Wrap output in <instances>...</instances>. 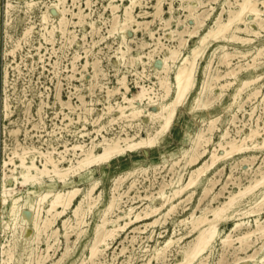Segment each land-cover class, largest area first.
Here are the masks:
<instances>
[{
    "label": "rangeland",
    "instance_id": "1",
    "mask_svg": "<svg viewBox=\"0 0 264 264\" xmlns=\"http://www.w3.org/2000/svg\"><path fill=\"white\" fill-rule=\"evenodd\" d=\"M9 1L10 7H7L8 0H0V263L3 264L4 261L7 264H79L84 260L85 264H114V262L115 264H173L181 260L183 250L191 244V240L195 237L196 233L190 232L191 225L189 222L184 221V223H181L180 220L189 218L193 211L196 215H199L203 212L202 210L204 208L217 206L219 204L218 202L224 201L230 192H236L239 187L247 185L250 178L252 179L254 174L256 175L258 173L257 171L264 170V148L253 151L246 150L243 153L237 154L234 153L231 155L232 157L229 156L225 160L216 162L211 167V170L207 172V176L203 177L194 188L195 192L192 197L185 199L187 197L185 195L182 199L187 202L182 201L169 216L162 217L163 219L161 218L158 221L159 223L157 222L153 226H145V224L160 215L150 220L137 222L123 230H118L113 240L108 239L98 245L100 249L99 254L102 258L96 253L92 257L93 259H89L95 225L99 222L101 209L110 196L112 180L119 175H123L127 170H137L142 166L148 168L143 173L137 170L134 172L135 174L133 173L128 176L129 178L127 177V179L123 180L119 188V193L121 194L120 204L115 208L111 214L112 216L110 215L112 218L117 214L122 215L124 212H129V207H132L134 209L133 211L137 212L146 204L159 205L161 200L158 197V192L164 185H170L171 183V186L177 185L180 181V176H182V181L184 182L192 166L187 165L185 160L179 162L177 167L176 165H172V162L180 159L181 153L191 145L195 134L200 129L203 130L204 127L206 128V125L203 123L219 115L221 116H219L220 119L216 122L217 129L213 131L214 141L219 140L221 132L226 129L229 133L227 139L232 137L238 139V136L247 134L250 127H258L261 135L257 137V140L261 141L263 139L264 56L257 60L254 66L252 65L253 61H251L250 55L241 57L238 52L254 51V47L263 45L264 30H261L256 22H251V27L259 32V35L256 37L253 35L250 36L254 39L253 43L243 45L236 41H225L222 39L209 43L203 57L198 61L196 88L192 91L186 104L178 109L170 130L165 136L161 137L156 147L140 149L136 152H127L114 158L109 163L93 166L91 169L82 173L80 177L69 179L65 185H61L56 181L51 182L50 180L53 177L44 176L43 180L45 184L40 186H24L20 184L19 168L14 169L11 164L3 165L5 160L8 161L9 158L13 157L12 152L14 150H17L18 153H21L23 149L28 151L27 161L34 159L35 163L40 165L42 157L39 156L38 151L52 152V156L56 158L58 156L56 152L63 150L64 145L71 147L72 144L82 143L86 149L92 146V144L101 142L103 136L106 139H115L117 137H125L126 135L133 136L136 133L146 136L148 131H152L157 126V123H152L147 114L151 111L156 112L160 104L164 102L161 96L164 94V91L159 85L158 78L165 76L161 66L163 65V58L168 57L170 55V49L173 48L179 49L182 54L186 55L189 48L195 44L197 37L190 38L182 46H179L180 38L187 37L186 32L192 30L194 24L196 25V22L199 19L202 20L208 13L210 16L205 21L206 25L200 31L201 34L212 26L216 15L220 11H222L223 19H226L228 9L236 10L238 8L237 2L240 0H137V4L133 9V17L136 23L134 21L124 22L122 3L129 4L128 0L124 2H111L110 0ZM111 3L119 4L118 8L112 10L109 6ZM158 4L159 8L162 7L160 8L162 11L159 12L160 14H155ZM5 7L9 11H5ZM258 7L263 9L260 5ZM223 8L224 10H222ZM64 9L65 12L63 11ZM66 11L69 12L66 13ZM44 15L47 18L46 20L44 19ZM189 15L192 17L195 15V17L190 18ZM81 17L83 18L81 19ZM251 19V16L245 17V23L241 22L239 26L244 27L245 25H250ZM164 23L165 25H163ZM179 31L181 32L180 34ZM51 32L52 34H50ZM150 33L152 34L150 35ZM237 34L245 36L244 33L237 32ZM124 38L125 40H123ZM146 44L148 47H146ZM219 45H224L228 52L235 54L231 57L229 65L230 69L233 68L238 71L235 84L226 88L220 96L221 89L216 84L212 94L205 97L212 102L211 107L207 110H195L193 109V99L197 95V91L205 76L207 75L210 80V77L221 74L228 68L221 58V49H217ZM125 46L127 47L125 48ZM153 48L156 50L154 51ZM129 56L134 60L132 58L130 59ZM97 60L98 62L95 63ZM170 64L172 63L170 62ZM178 64L179 62L177 60L175 65ZM207 64H209V67H207ZM175 65H170L171 70L168 72L170 78L173 76ZM134 73L142 77H138ZM122 76H126V83L129 86L128 96L137 93L140 84L147 87L150 86L149 94L151 98L144 99L140 103L136 102L140 109L144 108L141 115L136 119L130 117L123 119L124 117H118L120 116L118 105L123 101L120 94L122 89L115 92V88H119L118 79ZM256 76L259 78L254 83L246 86L238 95L239 97L234 98L236 89L241 85L242 81L244 79L255 78ZM254 90H260V92ZM253 91L257 94L253 93ZM245 97L249 99L247 100ZM205 98L204 101H206ZM109 105L112 106L110 111L106 108ZM77 118L80 119L78 120ZM238 128L240 129L238 130ZM96 130L98 132L95 133ZM211 146L210 144L209 148ZM17 147L21 148L19 149ZM94 148L95 151L101 149L97 145ZM67 155L68 158H75L72 155V150H69ZM252 156H256V158H252ZM205 157L207 158L206 154L200 160L206 159ZM13 160L18 163L16 156ZM63 165L67 166L68 163L65 162ZM14 176H17V180L14 179ZM154 177H156V180ZM95 178L99 179V187L96 188L95 192L102 191V200L98 208L94 209L93 213L86 217V223L78 228L74 227L75 221L71 211L68 210L59 216L54 224L42 232L41 219L45 217V212L41 210L38 212L34 208L38 195L46 190L68 189L74 185L80 188H86L88 181ZM170 178L171 180H169ZM209 179H211V182H209ZM141 182L143 183L140 184ZM234 182L235 184H233ZM4 184L12 191L11 196L7 198L6 202L3 201L2 189ZM207 186H212V188L208 193L203 194L204 187ZM222 189L224 192H222ZM257 189L251 194L244 195L243 197L245 198L242 197L239 200L236 206L230 210L229 215L231 216L233 214V216L229 220L219 223L218 237L207 252L203 254L200 264L202 262L205 264H253L254 262L248 260L249 256H255L256 262L254 264H262L260 263V259L264 256V238L261 239L259 235L251 236L248 240V244H250L247 246V249H244L246 252L243 249V251L241 249L239 250L238 246L240 243L238 244L236 241H233L234 243L231 245L226 244L224 246L220 240L225 234L231 233L232 239H235L242 233L256 228L255 222H253L255 217L243 216V212L254 206L255 201L259 202L261 200L264 186H259ZM216 192L221 193L216 195L217 198H214L213 196ZM14 199H17V202L12 204ZM43 205L47 207L46 202ZM257 207L262 210L259 216L263 219L264 201L261 204L259 203L254 209H258ZM162 212H165L164 208ZM67 218L71 219L68 222L69 224L63 225V219L65 220ZM238 218L241 219L238 220ZM35 219L38 222L37 226L35 225ZM163 220L165 221L163 222ZM239 221L243 222V224L238 227L239 229L236 228V231H232L235 226L234 224ZM70 225L73 227H70ZM110 227H117V225L116 223H112ZM64 228L67 230V236L65 235L66 230ZM39 232L42 235L38 236L40 234ZM50 235L54 237L51 238ZM171 236L174 238L182 237V239L172 243L162 254L163 256H159L157 260L154 257L155 248L162 246L165 239ZM53 242L54 244H52ZM262 243L263 249H260ZM122 246L127 250L124 249L126 252ZM256 251H259V253ZM224 252L225 256L223 255ZM5 256L7 257L5 258ZM204 256L206 257L204 258ZM42 257L46 260L44 261ZM93 260L95 261L93 262ZM232 261L233 263H231Z\"/></svg>",
    "mask_w": 264,
    "mask_h": 264
},
{
    "label": "bare ground",
    "instance_id": "2",
    "mask_svg": "<svg viewBox=\"0 0 264 264\" xmlns=\"http://www.w3.org/2000/svg\"><path fill=\"white\" fill-rule=\"evenodd\" d=\"M111 2L115 1H121L124 2L125 0H110ZM129 4H124L123 5V13H124V22L127 21H134L133 17V9L137 4V0H128ZM200 1V0H199ZM10 1L8 0L7 2V7H10ZM75 2V1H74ZM88 2V1H87ZM157 2V1H156ZM155 2V3H156ZM159 3V2H158ZM171 3V2H170ZM188 4V2H186ZM203 3V1H202ZM35 4V3H34ZM33 4V5H34ZM54 4V3H53ZM62 4V3H61ZM65 4V3H64ZM86 4V3H85ZM161 4V3H160ZM140 5V3H139ZM194 5V4H193ZM236 5V4H235ZM262 6L263 9H260L258 6ZM50 6V5H49ZM59 6V5H58ZM74 6V5H73ZM112 10L118 8L119 4L111 3L109 5ZM161 6V5H160ZM199 6V5H198ZM226 6V5H225ZM230 6V4H229ZM238 8L236 10L233 9H228L227 11V18L223 19L222 17V11H220L214 21L212 26L204 31L202 34L200 31L202 28L206 25L205 21L209 19L210 14L208 13L202 20L199 19V21L196 22V25L194 24V28L192 30H186L187 32V37L180 38V43L179 46H182L185 44L190 38H195L197 37V40L195 44L189 48V51L186 55L182 54L179 49L173 48L170 49V55L168 57L163 58L162 62L163 65L162 69L163 72L165 73V76L163 77H158L159 78V85L161 89L164 91L162 96V100H164L163 103L160 104L158 110L156 112H148L147 116L151 120L152 123H157V126L153 128L152 131H148L146 133V136L138 135L136 133L133 136H128L126 135L125 137H117L115 139H106L104 136L101 139H103L101 142H98L97 144H92L89 148L84 147L82 143H75L72 144L71 147H68L67 145H64V149L61 151H55L56 154L58 155L56 158L52 156V152H39V156L42 157L40 160V165H37L35 163L34 159H31L30 161H27V153L28 151L22 150L21 153H18L17 150H14L12 152L13 157L12 158H7L8 161H4L3 165L6 166L8 164H11L14 169L19 168V177L21 179L20 184L22 185H30V186H40L42 184H45L43 177L44 176H50L53 177L50 181L54 182L56 181L57 183L61 185L67 184L69 179L75 178V177H80L82 173L86 172L87 170L91 169L93 166H100L106 163H109L111 160L114 158L121 156L127 152H136L137 150L140 149H149V148H154L156 147L157 143L161 139V137L165 136L167 132L170 130V127L175 120V117L177 115V111L180 107L186 104L187 100L189 99L192 91L196 88V82H197V66H198V61L203 57L209 43L211 41H219V39L225 40V41H236L239 42L243 45L245 44H250L254 42V39L251 38L250 36H258L259 32L254 30L251 27V22H256L261 30H264V0H240L237 2ZM12 7V6H11ZM61 7V6H60ZM156 7V6H154ZM153 7V8H154ZM180 7V6H179ZM195 7V6H193ZM222 7V5H221ZM232 7V6H231ZM28 8V7H27ZM162 8V7H160ZM159 4L157 5V9L155 10V14L159 13L160 10ZM188 8V7H186ZM185 8V9H186ZM191 8V6H190ZM189 8V9H190ZM197 8V7H196ZM47 9V8H46ZM79 9V8H78ZM194 9V8H193ZM8 10V9H7ZM6 7H5V11ZM45 10V9H44ZM59 10V9H58ZM57 10V12H58ZM118 10V9H117ZM116 10V11H117ZM191 10V9H190ZM212 10V9H211ZM224 10V8L222 9ZM9 11V10H8ZM65 12V9L63 10ZM171 11V10H170ZM188 11V9H187ZM193 11V10H192ZM202 11V10H201ZM69 11H66L68 13ZM154 12V11H153ZM211 12V11H210ZM76 13V12H74ZM82 13V11H81ZM80 13V14H81ZM111 13V12H110ZM7 14V12H6ZM57 14V13H56ZM62 14V13H61ZM160 14V13H159ZM199 14V13H198ZM79 15V14H78ZM88 15V14H87ZM115 15V14H114ZM204 15V14H202ZM139 16V15H138ZM148 16V15H147ZM190 16V15H189ZM251 16L250 20V25H245L244 27H240L239 23L243 22L245 23V17ZM75 17V16H74ZM137 17V16H136ZM186 18V16H184ZM192 16H190L191 18ZM195 17V15H194ZM192 17V18H194ZM49 18V17H48ZM66 18V17H65ZM83 17H81L82 19ZM41 19V18H40ZM44 19L46 20L44 15ZM50 19V18H49ZM85 19V18H84ZM197 19V18H196ZM44 20V21H45ZM59 20V19H58ZM71 20V19H70ZM119 20V19H118ZM178 20V19H177ZM50 21V20H49ZM79 21V20H78ZM154 21V20H153ZM152 21V22H153ZM185 21V20H184ZM249 21V20H248ZM41 22V21H40ZM67 22V21H66ZM73 22V21H72ZM71 22V23H72ZM118 22V21H117ZM135 22V21H134ZM145 22V21H144ZM149 22V21H147ZM181 22V21H179ZM178 22V23H179ZM247 22V21H246ZM263 22V23H262ZM46 23V22H45ZM80 23V22H79ZM111 23V22H110ZM136 23V22H135ZM146 23V22H145ZM67 24V23H66ZM114 24V23H113ZM111 24V25H113ZM116 24V23H115ZM120 24V23H119ZM118 24V25H119ZM131 24V23H129ZM133 24V23H132ZM142 24V23H140ZM169 24V23H168ZM167 24V25H168ZM59 25V23H58ZM61 25V24H60ZM139 25V24H138ZM137 25V26H138ZM147 25V24H146ZM165 25V23L163 24ZM182 25V23H181ZM66 26V25H65ZM122 26V25H120ZM119 26V27H120ZM125 26V25H123ZM133 26V25H132ZM149 26V25H148ZM180 26V24H179ZM186 26V25H185ZM44 27V26H43ZM116 27V26H115ZM131 27V26H130ZM146 28V26H144ZM142 27V28H144ZM169 27V26H167ZM55 28V27H54ZM64 28V27H63ZM114 28V27H113ZM126 28V27H125ZM148 28V27H147ZM163 28V27H162ZM184 28V27H183ZM56 29V28H55ZM94 29V28H93ZM116 29V28H115ZM114 29V30H115ZM120 29V28H119ZM66 30V29H65ZM176 30V29H175ZM184 30V29H183ZM50 31V30H49ZM52 31V28H51ZM64 31V30H63ZM110 31V30H109ZM117 31V30H116ZM149 31V30H148ZM27 32V31H26ZM119 32V31H118ZM123 32V31H122ZM170 32V31H169ZM178 32V31H175ZM174 32V33H175ZM184 32V31H183ZM238 33H244L245 36L243 35H238ZM63 33V32H62ZM171 33V32H170ZM181 32L179 31V34ZM52 34V32L50 33ZM152 33H150L151 35ZM109 35V33H108ZM111 35V34H110ZM174 35V34H173ZM176 35V34H175ZM172 36V35H171ZM182 36V34H181ZM123 37V36H122ZM254 37V38H255ZM157 38V37H156ZM158 39V38H157ZM172 39V38H171ZM50 40V39H49ZM125 40V38L123 39ZM122 40V41H123ZM159 40V39H158ZM157 40V41H158ZM173 40V39H172ZM121 41V40H119ZM21 42V41H20ZM124 42V41H123ZM119 44V43H118ZM140 45V44H139ZM147 45V44H146ZM145 45V46H146ZM144 46V48H145ZM178 46V45H177ZM185 46V45H184ZM127 46H125L126 48ZM129 47V46H128ZM142 47V45H141ZM140 47V48H141ZM148 47V45L146 46ZM156 47V46H155ZM162 47V46H161ZM166 47V46H165ZM174 47V46H173ZM120 48V47H118ZM129 50V48H127ZM154 51L156 50L153 48ZM169 49V48H168ZM217 49H221L222 54L221 58L223 59L224 63L226 64L225 66H228L227 70L224 71L221 74H217L215 76L207 77L205 76V79L203 80L199 90L197 91V95L193 99V109L195 110H207L209 107H211V103L209 99H206L205 97H208L209 95L212 94L214 86L218 84L219 89H221V93L219 96L222 94L223 91L226 90L229 86H232L235 84V80L237 78L238 71L234 70L233 68L230 69V59L233 55L230 52H228L225 48L224 45H219ZM121 50V48H120ZM151 50V49H150ZM160 51V50H159ZM217 51V50H216ZM215 51V52H216ZM117 52V51H116ZM118 53V52H117ZM120 53V52H119ZM126 53V52H125ZM129 53V52H128ZM148 53V52H147ZM153 53V52H152ZM149 54V53H148ZM167 54V53H166ZM165 54V55H166ZM238 54L241 57H246V56H251V61H253L252 65L255 66V63L257 60L261 59L262 56H264V44L259 46V47H254V51H246V52H238ZM219 55V57H220ZM119 56V55H118ZM122 56V55H121ZM148 56V55H147ZM214 56V55H213ZM238 56V55H237ZM116 57V56H115ZM130 57V56H129ZM143 57V56H142ZM145 57V55H144ZM218 57V58H219ZM121 58V57H120ZM132 57H130L131 59ZM151 58V57H149ZM214 58V57H213ZM97 59V58H96ZM95 59V60H96ZM125 59V58H124ZM133 59V58H132ZM139 59V58H138ZM148 59V58H147ZM99 60V59H98ZM98 60L95 62L97 63ZM127 60V59H126ZM134 60V59H133ZM177 60L179 62L178 65H175L177 63ZM87 61V60H86ZM148 61V60H147ZM175 65V70L173 71V76L172 78L169 77L168 72L171 70L170 69V62ZM213 61V60H212ZM123 62V61H122ZM134 62V61H133ZM132 62V63H133ZM211 62V61H210ZM220 62V61H219ZM131 63V64H132ZM141 63V61H140ZM232 63V62H231ZM251 63V62H250ZM249 63V64H250ZM117 64V63H116ZM126 64V63H125ZM130 64V63H129ZM148 64V63H147ZM219 64V63H218ZM221 64V63H220ZM246 64V63H245ZM248 64V65H249ZM98 65V64H96ZM115 65V63H114ZM144 65V64H143ZM128 66V65H127ZM130 66V65H129ZM207 67H209V64H207ZM206 67V68H207ZM242 67V66H241ZM135 68V67H134ZM143 68V67H142ZM174 68V67H173ZM211 68V67H210ZM236 68V67H235ZM155 69V68H153ZM161 69V68H160ZM242 69V68H241ZM102 70V69H101ZM145 70V69H144ZM156 70V69H155ZM217 70V68H216ZM99 71V69H98ZM208 71V70H207ZM221 71V70H220ZM135 72V70H134ZM138 72V71H137ZM156 72V71H154ZM219 72V71H218ZM217 72V73H218ZM102 75V73H100ZM135 74V73H134ZM98 75V72H97ZM96 75V76H97ZM136 75V74H135ZM134 75V76H135ZM143 75V74H142ZM138 76V75H136ZM141 76V75H139ZM138 76V77H139ZM148 76V75H147ZM146 76V77H147ZM126 76H122L120 79H118V86L119 88H115V92L119 91V89H122L120 91V94L122 96L123 101L121 104L118 105V112L120 116L119 118L127 119L128 117L130 118H137L141 115V112L143 109H140L137 103L142 102L144 99H150V86H145V85H139V90L137 93L132 94L131 96H128L127 93L129 92V86L126 83ZM142 77V76H141ZM207 77V78H206ZM259 77L256 76L255 78H250V79H244L241 83L240 86L237 87L236 93L234 94V98H237V96L246 88L251 83H254ZM95 79V78H94ZM139 79V78H138ZM91 80V79H90ZM117 82V81H116ZM136 82V81H135ZM158 82V81H157ZM154 84V83H153ZM152 85V84H151ZM117 87V86H116ZM252 87V86H251ZM107 88V87H106ZM154 88V87H153ZM113 91V90H112ZM257 91V90H254ZM257 94L256 92H254ZM260 92V90H258ZM257 91V92H258ZM109 92V91H108ZM155 93V92H154ZM252 93V92H251ZM252 93V94H253ZM156 94V93H155ZM114 95V92H113ZM154 95V94H153ZM260 95V94H258ZM120 96V95H119ZM218 96V97H219ZM256 96V95H255ZM158 97V96H157ZM170 97V98H169ZM216 97V96H215ZM214 97V98H215ZM217 97V98H218ZM239 97V96H238ZM252 97V96H251ZM250 97V98H251ZM262 97V96H261ZM79 98V97H78ZM81 98V96H80ZM155 98V97H154ZM160 98V97H159ZM204 98L206 101H204ZM249 99L248 97H245V99ZM157 99V98H155ZM82 100H84L82 98ZM109 100V98H108ZM211 100V99H210ZM216 100V99H215ZM147 101V100H145ZM144 101V102H145ZM150 101V100H149ZM238 101V100H237ZM60 102V101H59ZM154 102V101H153ZM233 102V101H232ZM235 102V101H234ZM69 103V102H68ZM67 103V104H68ZM81 103V102H80ZM83 103V102H82ZM244 103V102H243ZM70 105V103H69ZM90 105V104H89ZM146 105V104H145ZM150 105V104H149ZM155 105V104H154ZM241 105V104H240ZM61 106V104H60ZM69 108V107H68ZM108 111L112 108L111 105L106 107ZM79 109V108H77ZM87 109V108H86ZM228 109V108H227ZM238 109V108H237ZM240 110V109H239ZM254 111V110H253ZM84 112V111H83ZM86 112V111H85ZM109 113V112H108ZM147 113V112H146ZM118 114V115H119ZM236 114V113H235ZM251 115V113H249ZM145 115V114H144ZM30 116V115H29ZM66 116V115H65ZM80 116V115H78ZM77 116V117H78ZM220 116V115H219ZM213 118L206 123H203L206 125V128L204 127L203 130L200 129L199 132H197L194 136V138L191 141V145L185 149L181 153V158L177 159L172 162V165L179 164L182 160L186 161L187 165L192 166V169L190 170L187 179L183 182L182 181V176H180V181L177 185L171 186L172 183L169 185H164L158 192V197L161 200V203L159 205H150L146 204L144 207H142L141 210L135 212L133 211L134 209L129 207V212H124L122 215L117 214L115 217H111L112 213L114 212L115 208L120 204L119 200L121 197V194L119 193V188L123 182L124 179H127L128 176L132 175L135 171L139 170L141 173L145 172L148 170L147 167H139L137 170H132V171H125L123 175H119L115 177L112 180V184L110 186V196L106 200L104 207L101 209V215H100V220L99 222L95 225L94 228V237H93V242L90 247V256L89 259L94 257L96 253L100 256L99 252V247L101 242H105L108 239H112L115 236V233L118 230H123L124 228L130 227L131 225L141 222V221H146L150 220L153 217H156L160 215L159 217L153 219L151 222H148L145 224V226L148 225H155L162 217H167L169 216L174 210L177 208V206L182 202L185 201L182 199L185 195L187 197L185 199H190L193 195L194 188L199 184L201 179L203 177L207 176V172L211 170V167H213L216 162L225 160L227 157L229 158L232 157L234 153H243L244 151H253L256 149H263L264 148V137L261 141L257 140V137L260 136V129L258 127L256 128H251L247 134L240 135L238 136L239 138L237 139L236 137L229 138V133L228 130H224L221 132L220 139L217 141H214L213 139V131L217 129L216 127V122L217 120L220 119V117ZM232 116V115H231ZM237 117V116H236ZM84 118V116H83ZM103 118V117H102ZM235 118V116H234ZM78 119V118H77ZM80 119V118H79ZM78 119V120H79ZM85 119V118H84ZM94 119V118H93ZM131 119V120H132ZM250 119V118H249ZM95 120V119H94ZM98 120V119H96ZM115 120V119H114ZM149 120V121H150ZM239 120V119H238ZM63 121V120H62ZM86 121V120H85ZM99 121V120H98ZM97 121V122H98ZM121 121V120H120ZM230 121V120H229ZM233 121V120H232ZM240 121V120H239ZM238 121V122H239ZM247 121V120H246ZM70 122V120H69ZM88 122V121H87ZM86 122V123H87ZM96 122V121H95ZM116 122V121H115ZM122 122V121H121ZM235 122V121H234ZM62 123V122H61ZM71 123V122H70ZM130 123V122H129ZM37 124V123H36ZM65 124V123H64ZM92 124V123H90ZM114 124V123H113ZM116 124V123H115ZM135 124V123H134ZM138 124V123H137ZM235 124V123H234ZM242 124V123H241ZM254 124V123H253ZM256 124V123H255ZM106 125V124H105ZM104 125V126H105ZM109 125V124H108ZM67 126V124H66ZM103 126V125H102ZM124 126V125H123ZM129 126V125H127ZM138 126V125H137ZM258 126V125H257ZM84 127V126H83ZM101 127V126H100ZM126 127V126H124ZM248 127V126H247ZM63 128V127H61ZM99 128V127H98ZM131 128V127H130ZM129 128V129H130ZM151 128V127H150ZM243 128V126H242ZM240 128H238L239 130ZM102 130V129H101ZM100 130V131H101ZM121 130V129H120ZM141 130V129H140ZM145 130V129H144ZM143 130V131H144ZM243 130V129H242ZM60 131V130H59ZM65 131V130H64ZM105 131V130H104ZM98 132V130L95 131V133ZM139 132V131H138ZM238 132V131H236ZM235 132V133H236ZM60 133V132H59ZM125 133V132H124ZM83 134V133H82ZM91 134V133H90ZM100 134V133H99ZM126 134V133H125ZM263 134H264V127H263ZM235 135V134H234ZM237 135V133H236ZM235 135V136H236ZM112 138H114L112 136ZM91 139V138H90ZM92 140V139H91ZM66 144V143H65ZM85 144V143H84ZM212 145L209 148V145ZM100 146L99 151H95L94 147L95 146ZM19 146V145H18ZM16 147V146H15ZM26 147V146H25ZM34 147V146H33ZM14 148V147H13ZM19 148V147H17ZM21 148V147H20ZM19 148V149H20ZM24 148V147H23ZM30 148V147H29ZM54 149V148H53ZM13 150V149H12ZM69 150H72V155L73 157L75 156L74 159L68 158L67 152ZM32 151V150H30ZM247 151V152H248ZM11 154V153H10ZM206 154L207 158L204 160H200L202 156ZM71 155V156H72ZM240 155V154H238ZM18 158V163L13 160L14 157ZM38 156V157H39ZM178 158V157H177ZM252 158H256V156H252ZM203 159V158H202ZM244 159V158H243ZM200 160V161H199ZM246 160V158H245ZM244 160V161H245ZM248 160V159H247ZM253 160V159H252ZM251 160V161H252ZM250 161V160H249ZM67 162L68 165H63V163ZM243 162V161H241ZM248 162V161H247ZM253 162V161H252ZM234 164V163H233ZM251 164V163H250ZM166 165V164H165ZM171 165V166H172ZM170 166V165H169ZM185 166V165H184ZM183 166V168H184ZM194 166V167H193ZM158 167V166H157ZM174 167V166H172ZM240 167V166H239ZM251 167V166H250ZM159 168V167H158ZM169 168V167H168ZM181 168V166H180ZM234 168V167H232ZM237 168V167H236ZM8 169V168H7ZM6 169V170H7ZM156 169V168H155ZM161 169V168H160ZM163 169V168H162ZM235 169V168H234ZM250 169V168H249ZM259 169V168H258ZM10 170V169H8ZM153 170V169H152ZM179 170V169H178ZM218 170V169H217ZM216 170V171H217ZM246 170V169H245ZM138 171V172H139ZM221 171V170H220ZM219 171V172H220ZM231 171V170H230ZM233 171V170H232ZM235 171V170H234ZM255 171V170H254ZM13 172V171H12ZM170 172V171H168ZM245 172V171H244ZM247 172V171H246ZM258 173L250 178V181L247 185L243 187H239L238 191L236 192H230L228 196L225 198L224 201L218 202L219 204L215 207L211 208H204L201 212V214L196 215L193 212H191V215L187 219H182L180 222L184 223V221L189 222L191 225V230L190 232H195L196 235L195 237L191 240V244L183 250V256L182 259L173 263V264H200L201 263V258H203V254L207 252V250L211 247V245L215 242V239L218 237V226L219 223L222 221L229 220L230 216L229 212L232 208L236 206V204L239 202V200L246 194H251L253 193L259 186H264V170H259L257 171ZM4 173V172H3ZM156 173V172H155ZM177 173V172H176ZM232 173V172H231ZM135 174V173H134ZM166 174V173H165ZM172 174V173H171ZM215 174V173H214ZM145 175V174H144ZM159 175V174H158ZM216 175V174H215ZM146 176V175H145ZM154 176V174H153ZM174 176V172H173ZM212 176V175H211ZM220 176V174H219ZM139 177V176H137ZM171 177V176H170ZM214 177V176H213ZM4 178V176H3ZM129 178V177H128ZM156 177H154L155 179ZM14 179L17 180V176H14ZM133 179V178H132ZM137 179V178H135ZM179 179V178H178ZM148 180V178H147ZM156 180V179H155ZM165 180V179H164ZM171 180V178L169 179ZM228 180V179H227ZM126 181V180H125ZM124 181V182H125ZM132 181V180H131ZM129 181V182H131ZM138 181V180H137ZM143 181V180H142ZM168 181V180H167ZM217 181V180H216ZM133 182V181H132ZM144 182V181H143ZM141 182L140 184H142ZM209 182H211V179H209ZM136 183V182H134ZM159 183V182H158ZM163 183V182H162ZM177 183V182H176ZM167 184V183H166ZM235 184V182L233 183ZM86 185V184H85ZM99 179H90L88 181V186L86 188H80L79 186H71L68 189H56V190H46L40 193L37 197L36 204H35V210L36 211H44L45 212V217L41 219L42 221V227L43 230L48 229L52 224H54L57 221V218L67 212L68 210L71 211L72 217L75 221L74 227H80L82 224L86 223V217L89 214L93 213V210L98 208V205L100 204L102 200V191L100 190L99 192H95L96 188L99 187ZM131 185V184H130ZM139 185V184H138ZM149 185V183H148ZM162 185V184H161ZM210 185V184H207ZM140 186V185H139ZM171 186V187H170ZM214 186V185H212ZM212 186L210 187H204L203 194L208 193ZM238 186V185H236ZM129 187V186H128ZM122 188V187H121ZM134 188V187H133ZM99 189V188H98ZM148 189V188H147ZM203 189V188H202ZM224 189V187H223ZM222 189V190H223ZM145 190V189H144ZM258 190V189H257ZM122 191V190H121ZM124 191V190H123ZM131 191V190H130ZM143 191V189H142ZM148 191V190H147ZM221 191V190H218ZM3 201L6 202L7 198L11 196V189L7 188L6 185H3ZM139 192V191H138ZM224 192V190L222 191ZM227 192V191H226ZM125 193V192H124ZM145 193V192H144ZM153 193V192H152ZM151 193V194H152ZM221 193V192H219ZM219 193L216 192V194L213 196L214 198H217L216 195ZM214 194V193H213ZM134 195V194H132ZM139 196V195H138ZM153 196V195H152ZM151 196V197H152ZM255 196V194H254ZM252 196V197H254ZM148 197V196H147ZM150 197V196H149ZM155 197V196H154ZM133 198V197H132ZM143 198V197H142ZM141 198V199H142ZM204 198V197H203ZM245 198V197H243ZM137 199V198H136ZM202 199V197H201ZM130 200V198H129ZM133 201V199H131ZM150 200V199H149ZM213 200V199H212ZM140 201V200H139ZM190 201V200H189ZM188 201V202H189ZM264 201V191L261 196V200L255 201L254 206H250L249 210H246L243 212L244 215L248 216H254V221L255 222V229H251V231H247L242 233L241 235L237 236L235 239H232L231 233L225 234L224 237H222L221 243L222 245H231L234 243L233 241L238 242L239 250L241 249H247L248 240L251 238L253 235H259L261 239L264 238V218L262 219L260 215V210L254 209L259 203ZM17 199H14L13 203H16ZM47 203V207H44L43 203ZM124 202V201H123ZM128 202V200H127ZM187 202V201H185ZM184 202V204H185ZM247 203V202H246ZM130 205V204H129ZM209 207V206H208ZM163 208L165 209V212L163 211ZM248 208V207H247ZM19 209V207H18ZM262 209V208H261ZM20 210V209H19ZM18 210V211H19ZM35 211V212H36ZM20 212V211H19ZM119 212V211H118ZM238 212V211H237ZM37 213V212H36ZM41 213V212H40ZM162 213V215H161ZM67 214V213H66ZM36 215V214H34ZM111 215V216H110ZM189 215V214H188ZM241 216V215H240ZM22 217V216H21ZM34 217V216H33ZM36 217V216H35ZM264 217V216H263ZM186 218V217H185ZM234 218V217H233ZM232 218V219H233ZM237 218V217H236ZM163 219V218H162ZM241 218H238L240 220ZM24 220V219H23ZM26 220V219H25ZM71 219H63V225L69 224L68 222ZM34 221V220H33ZM165 220H163L164 222ZM29 222V220H28ZM179 222V221H177ZM34 223V222H33ZM37 221L35 219V225L37 226ZM112 223H116L117 227H110L109 226ZM159 223V222H158ZM243 222H237L234 225V228L232 231H236L235 229L238 228L240 225H242ZM34 225V226H35ZM41 225V224H40ZM181 225V224H180ZM248 225V223H247ZM176 226V225H175ZM14 227V226H13ZM16 227V225H15ZM18 227V226H17ZM70 227H73L70 225ZM144 227V226H143ZM242 227V226H241ZM247 227V226H246ZM249 227V226H248ZM35 228V227H34ZM16 229V228H15ZM23 229V228H22ZM65 229V228H64ZM67 229V227H66ZM65 229V230H66ZM83 229V228H82ZM135 229V228H134ZM239 229V228H238ZM36 230V229H34ZM64 230V231H65ZM178 230V229H177ZM40 231V227H39ZM47 231V230H46ZM45 231V232H46ZM75 232V230H74ZM84 232V231H83ZM189 232V233H190ZM40 233V232H39ZM139 233V232H138ZM173 233V232H172ZM238 233V232H237ZM46 234V233H44ZM72 234V233H71ZM70 234V235H71ZM2 235V234H1ZM38 235V233H37ZM42 235L41 233L38 235ZM58 235V233H57ZM65 235L67 236V230ZM117 235V234H116ZM233 235V234H232ZM21 236V235H20ZM35 236V235H34ZM46 236V235H45ZM65 236V237H66ZM130 236V235H129ZM133 236V235H132ZM26 237V236H25ZM51 237V235H50ZM52 236L51 238H53ZM57 237V236H56ZM78 237V236H77ZM136 237V236H135ZM134 237V238H135ZM256 237V236H255ZM40 238V237H39ZM49 238V237H48ZM50 238V239H51ZM58 238V237H57ZM68 238V237H67ZM133 238V237H132ZM184 238V237H183ZM33 239V238H32ZM47 239V238H46ZM56 239V238H55ZM66 239V238H64ZM182 237L174 238L173 236L168 237L165 239L164 243L162 246L159 248H155V253L154 257L157 258L161 256L166 249H168L169 246H171L172 243L178 242L181 240ZM67 240V239H66ZM132 240V239H130ZM219 240V241H220ZM129 241V240H128ZM260 241V240H259ZM264 241V240H263ZM12 242V241H11ZM36 242V241H35ZM46 242V240H45ZM251 242V241H250ZM255 242V239H254ZM56 243V242H55ZM54 244V242L52 243ZM51 244V246H52ZM66 244V242H65ZM103 244V243H102ZM5 245V244H4ZM1 245V246H4ZM7 245V244H6ZM132 245V244H131ZM260 245V244H259ZM258 245V246H259ZM8 246V245H7ZM68 246V245H67ZM105 246V245H104ZM128 246V245H127ZM133 246V245H132ZM223 246V247H224ZM237 246V245H236ZM254 246V245H252ZM49 247V246H48ZM47 247V248H48ZM106 247V246H105ZM104 247V248H105ZM250 247V246H249ZM263 243L260 246V249H263ZM1 248V247H0ZM46 248V249H47ZM123 250L125 249L122 246ZM231 248V247H230ZM234 248H236L234 246ZM51 249V248H50ZM224 249V248H223ZM227 249V248H226ZM259 249V247H258ZM257 249V250H258ZM10 250V249H9ZM8 250V251H9ZM37 250V249H36ZM67 250V249H65ZM106 250V248H105ZM121 250V249H120ZM126 250V249H125ZM124 250V251H125ZM179 250V248H178ZM242 250V251H243ZM253 250V249H252ZM255 250V249H254ZM127 251V250H126ZM125 251V252H126ZM224 251V250H222ZM235 251V249H234ZM241 251V253H243ZM245 251V250H244ZM42 252V251H41ZM246 252V251H245ZM259 253V251H256ZM11 253H13L11 251ZM30 253V252H29ZM119 253V252H118ZM236 253V252H235ZM49 254V253H48ZM64 254V253H63ZM122 254V253H121ZM124 254V253H123ZM222 254V253H221ZM225 252L223 253V255ZM227 254V253H226ZM251 254V253H250ZM165 255V254H164ZM222 255V256H223ZM237 255V253H236ZM245 255V254H244ZM13 256V254H12ZM30 256V255H29ZM39 256V255H38ZM63 256V255H62ZM98 256V257H99ZM163 256V255H162ZM225 256V255H224ZM248 256V255H247ZM257 256V254H256ZM7 256H5L6 258ZM45 257V256H44ZM206 256H204L205 258ZM221 257V256H220ZM219 257V258H220ZM238 257V256H236ZM235 257V258H236ZM244 257V256H243ZM9 258V257H8ZM11 258V257H10ZM36 258V257H35ZM39 258V257H38ZM43 258V257H42ZM50 258V257H49ZM100 258H102L100 256ZM117 258V257H116ZM115 258V259H116ZM155 258V259H156ZM164 258V257H162ZM241 258V257H240ZM64 259V258H63ZM93 259V258H92ZM114 259V258H113ZM225 259V258H223ZM237 259V258H236ZM239 259V258H238ZM245 259V258H244ZM11 260V259H10ZM37 260V259H36ZM44 260V258H43ZM46 260V259H45ZM44 260V261H45ZM98 260V259H97ZM130 261V259H128ZM164 260V259H163ZM204 260V259H203ZM227 260V259H226ZM242 260V259H241ZM249 261L256 262L255 256H249ZM6 261V260H5ZM62 261V259H61ZM90 261V260H89ZM95 260H93L94 262ZM103 261V260H102ZM155 261V260H154ZM208 261V260H207ZM223 261V260H222ZM237 261V260H236ZM235 261V262H236ZM246 261V260H245ZM27 262V261H26ZM29 262V261H28ZM32 262V261H31ZM35 262V261H34ZM56 262V261H55ZM59 262V261H58ZM57 262V263H58ZM98 262V261H97ZM126 262V261H125ZM227 262V261H226ZM238 262V261H237ZM43 263V262H42ZM60 263V262H59ZM92 263V262H91ZM221 263V261H219ZM233 263V261L231 262ZM253 263V264H254ZM260 263L264 264V256L260 259ZM1 264V263H0ZM3 264H7V262L3 261ZM26 264V263H25ZM36 264V263H35ZM54 264V263H53ZM56 264V263H55ZM79 264H85V261L82 260L81 263ZM98 264V263H97ZM115 264V262H114ZM123 264V263H122ZM202 264H205L202 262ZM229 264V263H228Z\"/></svg>",
    "mask_w": 264,
    "mask_h": 264
}]
</instances>
